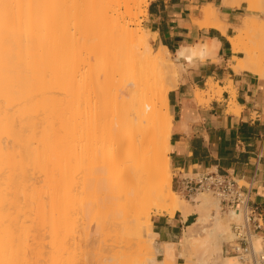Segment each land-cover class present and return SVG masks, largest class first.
Returning <instances> with one entry per match:
<instances>
[{"label": "bare ground", "instance_id": "obj_1", "mask_svg": "<svg viewBox=\"0 0 264 264\" xmlns=\"http://www.w3.org/2000/svg\"><path fill=\"white\" fill-rule=\"evenodd\" d=\"M141 3L0 0V264H43L44 258L63 263L68 255L60 253V245L72 243L67 233L86 236L91 220L100 229L131 221L139 241L172 260L175 244L155 248L151 229L137 221L152 210L170 218L179 213L183 220L198 215L178 242L184 261L179 264L193 260L198 244L190 242L193 230L208 221L211 228L200 246L206 261L247 264L221 255L230 235L227 223L240 216L222 215L219 200L204 192L193 197L194 204L180 197L171 187L168 164V93L184 66L178 59H213L219 43L182 47L173 59L160 45L155 52L145 35L131 28ZM256 3L264 11V0ZM203 11L199 24L224 33L216 8L207 5ZM253 19L227 38L234 54L242 50L237 31L250 32L257 24ZM260 40L256 36L253 42L260 53L244 48L233 69L264 83ZM215 84L208 79L209 92ZM196 90L198 100L202 90ZM257 245L254 240L255 250Z\"/></svg>", "mask_w": 264, "mask_h": 264}, {"label": "crops", "instance_id": "obj_2", "mask_svg": "<svg viewBox=\"0 0 264 264\" xmlns=\"http://www.w3.org/2000/svg\"><path fill=\"white\" fill-rule=\"evenodd\" d=\"M235 1L240 0H148L144 26L156 36L153 45L165 47L172 55L206 40L219 43L213 59H178L185 70L168 93V164L175 184L209 171L228 173L243 184L257 209L255 240L264 249V83L247 70L233 69L242 55L232 52L227 38L233 36L248 9L245 2ZM207 5L216 8L219 21L226 26L224 33L199 24L205 20ZM208 79L216 83L217 90L200 102L195 90L207 92ZM195 195L190 197L192 203ZM197 217L196 213L184 220L179 213L171 218L153 217L156 245L177 244Z\"/></svg>", "mask_w": 264, "mask_h": 264}, {"label": "rangeland", "instance_id": "obj_3", "mask_svg": "<svg viewBox=\"0 0 264 264\" xmlns=\"http://www.w3.org/2000/svg\"><path fill=\"white\" fill-rule=\"evenodd\" d=\"M141 1H142L141 6L139 7V9L135 13L136 17L134 19V24L131 25V28L139 29L140 32L143 33L145 35V37L147 38L149 45L156 52L158 50V48H156L153 45V40L156 38V36H155V34L151 33L149 29H146L144 26V20L146 18V13H147L146 9H147L148 0H141ZM241 1L245 2L246 9L247 8L248 9L245 11V17H243L239 21V25L242 24L244 21H248L249 23H251L250 21H252V19L254 18L253 16H255V18L253 20L254 21L256 20L255 23L257 22V24H256V26L254 24L253 25H254V28L257 29L256 30L257 32H255V36H254L252 34V32H254V31H252V30H255V29L252 27L253 25L251 26V24H249L252 27L250 29V32L248 31L247 27H244V29L246 28L245 29L246 31L242 30L243 28L240 31L239 30L237 31L236 43L239 45L240 48H242V50H244V48H246V47H251V49H253L254 48L253 42H254V39L256 38V36L259 37V40H260V38L262 37L261 35L264 34L263 30L261 29V27H264V11H259L260 10L259 8L261 5L258 6L259 8L256 6L257 0H256V2H255V0H250L251 2H247V0H240V2ZM252 1L255 2V5H253L254 3ZM240 2L235 1V4H239ZM252 6L254 9L252 8ZM255 6L257 7V9L255 8ZM246 17H249V19ZM256 27H258L259 29L262 30L260 32V33L263 32L261 35H259L260 33H258L260 30ZM234 34H236V32L233 29V35ZM253 36H254V38H253V42H252ZM257 40H258V38H257ZM261 41H264V37L261 38L260 42ZM257 42H259V41H257ZM262 43H264V42H262ZM252 46H253V48H252ZM242 50L239 52L243 56ZM254 51L256 52V55L258 53H260V52H258L259 49L254 48ZM259 57H261V60L264 59V57H262L260 55H259ZM172 59H173V55H172ZM183 68L185 70L184 66H183ZM182 69L180 71L181 74H180V78L178 80V83L180 82L181 75L184 71ZM196 91L197 90H195V93H196ZM207 93H209L208 90H207V92L202 91L201 94L199 95L198 100L200 102H204L203 96L206 95ZM171 187L180 197L187 199L190 204H194L191 202L190 198H186L185 196H181L180 192L178 191L177 184H175L173 181L172 173H171ZM204 193H207V192H204ZM207 194L211 198L216 200V198L214 196H212L209 193H207ZM192 207H194V206H192ZM202 213H204V211ZM212 214H213V211H212ZM222 215H223V213H222ZM155 216H157L155 213V210H152L148 214H146L145 218H139V219H137V221L140 222L141 225H143L145 228L151 229L150 225H152V219ZM234 222H238V221H235V220H229L228 221V223H227L228 227L227 226L226 227L229 229L230 235H229V237H225L226 240H224L223 243L228 242L233 238L232 233H231V224ZM209 223H210V225H209ZM132 226L133 225L131 224V221H128L124 224H118L115 227L107 226L105 228L100 229V228H98L95 220H91L90 226L87 227L88 233L86 236H84V234L82 235V233H79L80 231L73 233V234L71 232L67 233L69 235L68 240L70 241V243L71 242L72 243L68 244L67 243L68 240H67L66 241L67 244L65 243L67 245V246L65 245L66 248H64V246H63L64 242H63V244L61 243L60 248H59L60 253L63 255L66 254V256L68 255L67 258H69L68 261L70 262V264H179L181 262H184L182 259H180L183 248L180 247L178 243L175 244V254H174L175 256L172 260L169 259L168 257L163 256V255H159V254H155V253L153 254V251L148 244H146L145 242L139 241L138 236L131 229ZM210 226H211V222H209V221L206 222L205 224L204 223L203 224L201 223L200 225L198 224L197 227L194 226L196 229L194 228V230H193L194 236L192 234V236H191L192 239L190 238V242L191 243L194 242V244L196 242H198V244H196V247L192 250L193 253H191V255H193V256H191L192 258L190 257V259H193V260L188 262L187 264H208V263L212 264L211 263L212 260L209 259L208 262L206 261L207 260L205 258L206 252L204 253L205 250H204V248H202L203 245H205V243L203 242L204 243L203 244L202 241L205 239V237L208 233V230L211 228ZM151 231H152V229H151ZM152 234H153V232H152ZM154 239H155V235L153 234V245H154V247L157 249L162 247L161 244L159 246H157ZM143 240H145V232L143 233ZM223 243L221 244V248H222ZM201 245H202V247H201L202 249L200 248ZM68 246H69V249H68ZM257 249H259L258 245H257ZM65 250H66V252H65ZM202 250H203V252H202ZM63 251H64V253H63ZM43 253L45 254L46 252H44V250H43ZM221 255H222V253H221ZM214 256H216V255H213V257ZM64 258H65V256H64ZM61 259H63V258H61ZM66 259H63V263H64V260H66ZM44 260L45 261L43 262V264H49L48 259L44 258ZM46 260H47V262H46ZM58 261L59 260H57V262ZM57 262H56V264H58ZM61 263H62V261H60V264ZM66 263H67V261H65L64 264H66ZM241 263H243V262H241ZM50 264H53V263L50 262Z\"/></svg>", "mask_w": 264, "mask_h": 264}, {"label": "built area", "instance_id": "obj_4", "mask_svg": "<svg viewBox=\"0 0 264 264\" xmlns=\"http://www.w3.org/2000/svg\"><path fill=\"white\" fill-rule=\"evenodd\" d=\"M177 188L186 198L198 192H207L219 200L220 212L238 214L240 220L231 224L233 238L223 243L222 254L234 256L247 264H264V249L254 248V230L258 228L255 218L257 209L252 205L250 193L243 184L228 173L209 171L182 178Z\"/></svg>", "mask_w": 264, "mask_h": 264}]
</instances>
